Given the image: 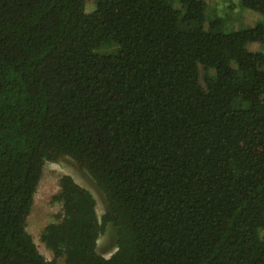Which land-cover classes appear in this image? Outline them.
Wrapping results in <instances>:
<instances>
[{"label":"trees","instance_id":"16d2710c","mask_svg":"<svg viewBox=\"0 0 264 264\" xmlns=\"http://www.w3.org/2000/svg\"><path fill=\"white\" fill-rule=\"evenodd\" d=\"M240 3L264 16V0ZM250 43L264 47V21L230 27L205 0H0V264H264V50ZM65 156L106 206L62 175L48 260L27 220Z\"/></svg>","mask_w":264,"mask_h":264},{"label":"rangeland","instance_id":"374dc122","mask_svg":"<svg viewBox=\"0 0 264 264\" xmlns=\"http://www.w3.org/2000/svg\"><path fill=\"white\" fill-rule=\"evenodd\" d=\"M205 1L207 2L208 15L218 14L224 16L230 27L253 26L260 19L264 21V16L259 13L242 8L241 0ZM91 9V6L87 7L88 11ZM248 48L253 51L264 50V47L259 43H250ZM64 174L71 175L79 184L91 191L97 201V212L100 218L105 212V195L86 170L80 169L75 161L68 156L61 158L57 162H47L27 220V231L31 234L38 250L48 260L53 259L54 254L44 243L42 233L48 224L59 221L62 204L54 200V195L60 189L59 179ZM117 238V229L112 224H108L98 239V252L105 257H110L117 250ZM57 264H64V259L62 257L58 258Z\"/></svg>","mask_w":264,"mask_h":264}]
</instances>
